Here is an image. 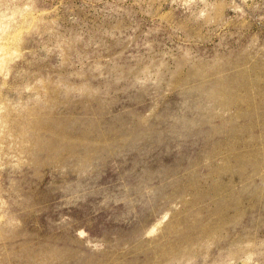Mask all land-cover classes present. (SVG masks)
<instances>
[{
	"label": "rangeland",
	"instance_id": "374dc122",
	"mask_svg": "<svg viewBox=\"0 0 264 264\" xmlns=\"http://www.w3.org/2000/svg\"><path fill=\"white\" fill-rule=\"evenodd\" d=\"M0 41V264H264V0H0Z\"/></svg>",
	"mask_w": 264,
	"mask_h": 264
},
{
	"label": "bare ground",
	"instance_id": "6f19581e",
	"mask_svg": "<svg viewBox=\"0 0 264 264\" xmlns=\"http://www.w3.org/2000/svg\"><path fill=\"white\" fill-rule=\"evenodd\" d=\"M0 42H1V41H0ZM1 44H2V43H1ZM0 47H1V46H0ZM3 49H4V48H3ZM0 50H1V49H0ZM4 51H5V50H4ZM4 51H3V52H4ZM5 54H7V52H6ZM0 55H1V54H0ZM6 56H7V55H6ZM1 57H2V56H1ZM2 60H4V56H3ZM0 62H2L1 59H0ZM3 63H4V61H3ZM1 65H2V63H1ZM2 66H3V65H2Z\"/></svg>",
	"mask_w": 264,
	"mask_h": 264
}]
</instances>
